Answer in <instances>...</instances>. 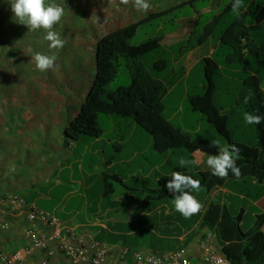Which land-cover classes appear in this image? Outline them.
<instances>
[{
    "label": "crops",
    "instance_id": "obj_1",
    "mask_svg": "<svg viewBox=\"0 0 264 264\" xmlns=\"http://www.w3.org/2000/svg\"><path fill=\"white\" fill-rule=\"evenodd\" d=\"M149 1L156 5L152 4L148 12H143L134 7L132 0L127 4L122 3L121 0H55L65 9L62 20L66 24H62L63 27L67 26L71 30L72 27L68 24L73 25L83 18L94 33L104 30V34L135 23L151 13L175 8L188 0ZM215 1L212 0L211 5L215 6ZM253 1L248 0L243 9L247 17L250 15L248 6ZM231 3L232 1L229 4ZM184 21L183 18V27L178 32L162 33V36L145 44H131V51L139 53L161 47L172 54L171 47L174 40L182 36L186 39L192 30L193 22ZM246 25L252 26L251 34L255 39L264 40V20L259 24ZM21 26L17 28L20 29ZM55 28L59 31L57 29L61 28L60 24ZM257 29L262 33H258ZM136 30L137 28L134 29V34ZM99 37L94 38V72L95 48ZM201 44L184 49L183 54L176 60L173 55L172 73L165 82L167 88L165 97L181 84H184V100L204 91L206 83L201 85L200 92L190 94L187 83L193 69L201 64L202 59H213L222 72V75L214 78V100L223 107L220 111L228 116L227 125L230 134L235 140L254 144L256 141L254 126L247 124L243 119V114L247 111L241 107L232 108L231 99L222 102L218 98L226 93L232 95V100H237L242 83L249 75L258 77L264 95V56L245 51L236 60L237 63L242 64L243 69L227 68L225 66L229 65V62L215 57L220 44L208 49L205 54L196 55L195 51ZM2 76L4 75H0ZM0 81L3 84L5 82V80ZM229 102L231 104H228ZM58 111L65 116L62 123L59 122V125L64 126L61 130L63 134L65 127L79 110ZM182 111L183 107L179 105L173 110L170 118H165L191 139L213 140L201 133L204 115L198 111L192 110L199 113L198 124L194 129L189 130L187 127L174 125L173 118ZM9 120L6 118L2 120L5 130L15 132L25 130L23 127H18L16 130L13 128L11 124L16 122L11 115ZM97 122L101 129V134L97 137L83 135L74 140H66L62 135V139L53 143L50 142L53 139L48 137L46 144L49 142L53 149L48 154H41V160L51 168H46V176H35L34 181L27 180L26 176L7 175L8 170L11 172L14 169H10L8 162L18 158L15 150L7 151L9 149L7 146L11 144L16 150H20L23 146H34L32 145L34 140L28 138L29 135L26 133L29 128L24 131V140L15 137L9 140L0 138V192L11 191L19 195L35 209L58 218L68 228H74L85 241L107 249L108 264L118 261L120 256H122L121 264H149L145 261L149 255L166 256L174 252H180L183 258L194 261L200 253L199 244L206 239L210 240L213 248L222 251V243L217 231L219 218L211 225L205 220L211 204L219 206V213L225 210L232 217H238V225L242 232L254 229L257 218L264 216V177L259 180L256 176L246 175L237 179L229 171L227 178L221 179L215 176L208 183L201 184V191L192 192L202 204V208L198 214L185 218L174 208V193L168 192L161 196L157 194L166 187L173 171L184 174L210 172L206 160L211 154L199 149L189 154L183 149H167L159 152L154 148L153 137L130 118L107 114L101 118L98 116ZM207 124H204V127L209 129ZM232 128L237 132V137L233 136ZM250 131L251 142L245 135V132L247 134ZM16 134L11 136H21ZM248 135L250 136L249 133ZM143 141L145 145L142 148ZM36 144L42 146L43 142ZM223 145L227 146L226 139ZM4 147H7L5 151ZM180 157L195 159L197 163L190 168L180 167L178 164ZM17 168L20 166L17 165ZM65 171L68 172V176L63 179L62 174ZM75 172L79 174L77 178L74 177ZM57 188H62L63 192L57 200H54ZM260 230L264 232V223ZM24 231L25 222L22 218L15 219L8 230L0 231V253H11L23 247L26 244ZM51 247H54V244ZM28 264H70V261L62 256L50 257L44 253L34 252Z\"/></svg>",
    "mask_w": 264,
    "mask_h": 264
},
{
    "label": "rangeland",
    "instance_id": "obj_2",
    "mask_svg": "<svg viewBox=\"0 0 264 264\" xmlns=\"http://www.w3.org/2000/svg\"><path fill=\"white\" fill-rule=\"evenodd\" d=\"M211 1L194 0L192 3H185L172 8L160 17L141 24L130 39V44H139L147 38L162 33L178 32L183 27L184 18V22L186 23L193 22V25H195L193 29L194 33L189 36L188 42L187 38L184 39L183 36L174 40L171 50L176 55L179 52L178 49L183 47V45L197 44L205 32V27L207 25L210 26L212 21L216 19L217 21L211 35L206 38L195 52H197L196 55L205 54L208 49L220 44L215 57L226 61V56L231 53V49L221 44L220 37L230 22L237 18V14L232 11V8L224 11L232 0H220L219 8L211 5ZM150 4L154 3L150 2ZM220 13L224 14L220 16ZM59 24L61 28L57 29L59 30L57 32L65 41V45L63 48L53 49L49 47L48 41L42 39L45 34L42 29L32 31L27 26L17 23L10 4L6 0H0V75L5 76L0 77V80H5L4 84L0 81V138L9 140L15 137L18 140H24V131L29 128L26 131L29 135L28 138L31 137V140H34L32 141V145L34 146H23L20 150H16V147L8 143L10 146H7L9 147L7 151L11 152L15 150V155L19 158L18 162V158L8 162L11 167L10 169H14L11 172L8 170L7 175H11L12 177H16L17 175L26 176L27 180L34 181L35 176H44L46 168H51V166L42 162L41 154H48L53 149L49 142L46 144L48 137L53 139L50 141L51 143L62 139L63 134L61 130L64 126L59 124L62 123L65 116H62L58 110H79L93 80L94 38L104 35V30H98L97 33H94V30L89 28V24L83 18L77 20L73 25L68 24L69 27H72L71 30L67 26L63 27L66 24L63 20ZM19 25H22L20 29L17 28ZM54 30L56 31V28ZM258 31V33H262L261 30ZM37 52L54 56L56 58L54 67L46 72L37 70L35 62L31 59ZM173 54L160 49L146 54L143 60L147 67L150 68L151 64L159 58L172 63ZM121 62V67H119L115 79L108 85L109 89H114L121 85L126 86L130 83L127 61L122 59ZM229 65L224 66L227 68L243 69L242 64L236 61L229 62ZM224 71L227 72V70ZM220 74L222 75L221 71ZM203 83L205 84L206 81L203 65L200 64L193 69L187 83L189 93L200 92ZM183 88L184 84L177 86L175 90L171 91L163 99L165 104L164 115L170 118L173 110L181 105L183 111L173 118L172 123L192 130L198 124L197 117L199 113L192 111L188 99H183ZM218 99L222 102H228L231 99L232 108L240 107L232 100V95L225 93ZM228 104H231V102ZM10 115L14 122H16L11 124L13 128L16 130L18 127H23L25 129L23 132L5 130L2 120L4 118L9 120ZM99 116L101 118L106 115ZM25 120H27L26 124ZM202 122L203 129L201 133L205 137L219 140L221 145H223L225 139L216 132L211 124H207L204 117ZM204 124H207L209 129L204 127ZM14 133H17L16 135L21 134V136H11ZM248 133L246 134L245 132V135L248 137L247 140L251 142V131ZM232 134L234 137H237V132L233 128ZM42 142V146H37L38 144L36 143L41 144ZM141 144L143 148L145 141ZM7 147L3 148L4 151ZM17 165L20 168H17ZM78 175L75 172L74 177L77 178ZM67 176L68 172L65 171L62 174V178L65 179ZM61 189L57 188L55 190L54 200H57L61 196V192H63Z\"/></svg>",
    "mask_w": 264,
    "mask_h": 264
},
{
    "label": "trees",
    "instance_id": "obj_3",
    "mask_svg": "<svg viewBox=\"0 0 264 264\" xmlns=\"http://www.w3.org/2000/svg\"><path fill=\"white\" fill-rule=\"evenodd\" d=\"M193 1L188 0L186 3ZM247 1L244 0V7ZM219 3L220 1L216 0L214 7L218 8ZM231 4L224 11L232 8ZM244 7L240 9L242 15L231 21L220 37L221 44L231 49V53L226 56L227 62L238 60L245 51L264 56V40L255 39L251 34L252 26L246 25L259 24L264 20V0H254L248 6L250 14L248 17L246 11L243 10ZM167 11L151 13L135 23L116 28L97 39L93 82L78 113L63 131L66 140H74L83 135L99 136L101 129L97 122L98 116L113 114L132 119L148 132L153 137L155 150L159 152L167 149H183L189 154L199 149L207 154H217L218 150L210 146L211 140L191 139L165 118L163 114L165 109L163 99L167 93L165 82L172 73V63L159 58L148 68L143 60L146 54L163 48L157 47L139 53H133L130 49V39L134 36V29L151 19L160 17ZM216 21L214 19L210 26L205 27V32L197 44L203 43L211 35ZM194 26L189 36L194 33ZM160 36L162 34L147 38L141 44ZM195 45H183L176 55L173 51L174 60L183 54L184 49L193 48ZM122 59L127 61L130 83L109 89L108 85L115 79ZM201 64L206 85L204 91L188 97L191 109L204 115L206 121L214 127L216 132L226 139L227 146L235 144L240 149L239 159L236 161L241 170L240 177L253 175L259 180L262 179L264 177V122L259 125L253 124L256 139L254 144L233 139L227 125L228 116L220 111L223 107L214 100V78L220 75L218 65L211 58L202 59ZM250 93L252 94L251 99L245 103V97ZM234 102L247 112L264 116V95L261 92L258 77L249 75L245 78L239 97ZM187 175L199 180L201 184L208 183L215 178L211 171L187 173ZM168 192L165 187L157 195L161 196ZM219 212V206L211 204L205 220L211 225L219 218L217 231L221 239L223 254L232 264H264V232L260 230L264 223V216L257 218L254 229L242 232L238 225V217H232L225 210Z\"/></svg>",
    "mask_w": 264,
    "mask_h": 264
},
{
    "label": "built area",
    "instance_id": "obj_4",
    "mask_svg": "<svg viewBox=\"0 0 264 264\" xmlns=\"http://www.w3.org/2000/svg\"><path fill=\"white\" fill-rule=\"evenodd\" d=\"M17 218L25 222L26 244L11 253H0V264H28L34 252L50 257L62 256L70 264H108V251L93 242L85 241L74 228L42 210L35 209L22 198L11 192H0V231L8 230ZM54 244V247L51 245ZM200 253L194 261L182 257L180 252L166 256L149 255V264H232L220 249L213 248L210 240H203ZM122 256L112 264H121Z\"/></svg>",
    "mask_w": 264,
    "mask_h": 264
},
{
    "label": "clouds",
    "instance_id": "obj_5",
    "mask_svg": "<svg viewBox=\"0 0 264 264\" xmlns=\"http://www.w3.org/2000/svg\"><path fill=\"white\" fill-rule=\"evenodd\" d=\"M10 4L11 11L15 21L19 24L27 26L29 30L35 31L42 29L44 35L43 40L49 42V47L63 48L65 41L60 34L54 30L65 14V9L55 0H6ZM127 4L129 0H121ZM134 7L138 11L148 12L151 8L149 0H132ZM232 11L239 18L242 13L240 9L244 7L243 0H232ZM31 59L35 62V67L40 72H46L54 67L55 57L35 53ZM251 93L245 97V103L251 99ZM243 119L247 124H257L264 122V116L245 112ZM210 146L215 147L217 154L209 155L206 160L207 167L214 176L221 179L228 177L229 171L238 179L241 176V170L237 166L236 161L239 159L240 149L235 145L224 146L219 140L210 141ZM197 160L180 157L178 164L183 168H190L195 165ZM166 188L170 193H174L173 205L177 212L185 218H191L193 215L201 211L202 204L192 194L193 191H201V183L192 176L184 174L180 171H173L170 179L166 183Z\"/></svg>",
    "mask_w": 264,
    "mask_h": 264
}]
</instances>
